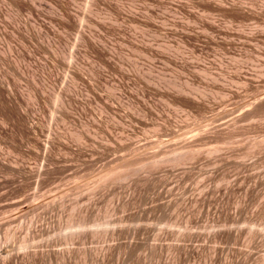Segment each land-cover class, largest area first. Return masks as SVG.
Instances as JSON below:
<instances>
[{"label":"rangeland","instance_id":"obj_1","mask_svg":"<svg viewBox=\"0 0 264 264\" xmlns=\"http://www.w3.org/2000/svg\"><path fill=\"white\" fill-rule=\"evenodd\" d=\"M0 264H264V0H0Z\"/></svg>","mask_w":264,"mask_h":264},{"label":"bare ground","instance_id":"obj_2","mask_svg":"<svg viewBox=\"0 0 264 264\" xmlns=\"http://www.w3.org/2000/svg\"><path fill=\"white\" fill-rule=\"evenodd\" d=\"M111 174V173H110Z\"/></svg>","mask_w":264,"mask_h":264}]
</instances>
